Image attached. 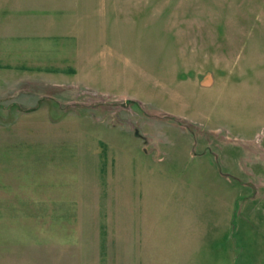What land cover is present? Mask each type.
<instances>
[{"label":"rangeland","instance_id":"1","mask_svg":"<svg viewBox=\"0 0 264 264\" xmlns=\"http://www.w3.org/2000/svg\"><path fill=\"white\" fill-rule=\"evenodd\" d=\"M32 5L0 25V264H264V0Z\"/></svg>","mask_w":264,"mask_h":264},{"label":"crops","instance_id":"2","mask_svg":"<svg viewBox=\"0 0 264 264\" xmlns=\"http://www.w3.org/2000/svg\"><path fill=\"white\" fill-rule=\"evenodd\" d=\"M32 6V0H0V25H14L18 31L24 30L23 33L31 36Z\"/></svg>","mask_w":264,"mask_h":264},{"label":"flooded vegetation","instance_id":"3","mask_svg":"<svg viewBox=\"0 0 264 264\" xmlns=\"http://www.w3.org/2000/svg\"><path fill=\"white\" fill-rule=\"evenodd\" d=\"M138 134V132L136 133V135Z\"/></svg>","mask_w":264,"mask_h":264}]
</instances>
